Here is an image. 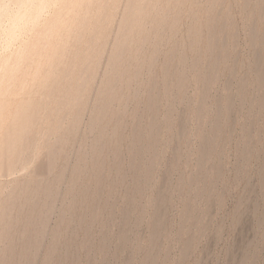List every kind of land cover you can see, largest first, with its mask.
I'll return each instance as SVG.
<instances>
[{"label":"rangeland","instance_id":"rangeland-1","mask_svg":"<svg viewBox=\"0 0 264 264\" xmlns=\"http://www.w3.org/2000/svg\"><path fill=\"white\" fill-rule=\"evenodd\" d=\"M263 7L0 0V264H264Z\"/></svg>","mask_w":264,"mask_h":264},{"label":"bare ground","instance_id":"bare-ground-1","mask_svg":"<svg viewBox=\"0 0 264 264\" xmlns=\"http://www.w3.org/2000/svg\"><path fill=\"white\" fill-rule=\"evenodd\" d=\"M19 1H21V0H19ZM130 1V0H129ZM264 1V0H263ZM28 2V1H27ZM48 2V1H47ZM71 2V1H70ZM88 2V1H87ZM23 3V2H22ZM22 3L20 4V5H22ZM69 3V2H68ZM89 3V2H88ZM34 5V4H33ZM45 5V4H44ZM31 6V5H30ZM42 6V5H41ZM93 7V6H92ZM130 7V6H129ZM264 8V7H263ZM27 9V8H26ZM41 10H42V8H41ZM41 10H39L40 11V13L43 11H41ZM73 10V9H72ZM128 10V9H127ZM76 11V10H75ZM254 11V10H253ZM22 12H24V11H22ZM133 12V11H132ZM16 13V12H15ZM31 13V12H30ZM35 13V12H34ZM38 13V12H37ZM37 13H36V15H37ZM18 14H20L19 12H18ZM39 14V13H38ZM42 14V13H41ZM86 14V13H85ZM93 14V13H92ZM13 15V14H12ZM57 15V14H56ZM252 15V14H251ZM250 15V16H251ZM18 16V15H17ZM16 15H15V18L17 17ZM29 16H30V14H29ZM19 17H21V16H19ZM27 17V16H26ZM38 17V16H37ZM59 17V16H58ZM72 17V16H71ZM129 17V16H128ZM23 18V17H22ZM17 20V19H16ZM67 20V19H66ZM24 21V20H23ZM62 21V20H61ZM88 21V20H87ZM13 22H15V21H13ZM57 22V21H56ZM68 22V21H67ZM129 22H130V20H129ZM17 23V22H16ZM52 24V23H51ZM54 24H56V23H54ZM76 24V23H75ZM13 25V24H12ZM21 25V24H20ZM11 26V25H10ZM51 27V26H50ZM64 27V26H63ZM68 27H69V25H68ZM83 27V26H82ZM121 27V26H120ZM94 28V27H93ZM252 28V27H251ZM11 29V28H10ZM14 29V28H13ZM69 29V28H68ZM46 30H48V29H46ZM63 30V29H62ZM13 31V30H12ZM14 31H15V29H14ZM65 31V30H64ZM94 31V30H93ZM98 31V30H97ZM61 32V31H60ZM67 32V31H66ZM54 33V32H53ZM50 34V33H49ZM80 35V34H79ZM43 36V35H42ZM45 36H46V34H45ZM60 36V35H59ZM125 36V35H124ZM264 37V36H263ZM94 38V37H93ZM101 39V38H100ZM103 39V38H102ZM43 40V39H42ZM126 40V39H125ZM34 41V40H33ZM71 41V40H70ZM55 42V41H54ZM53 42V43H54ZM29 43V42H28ZM38 43V42H37ZM27 45V44H26ZM112 45V44H111ZM28 46V45H27ZM33 46V45H32ZM68 46V45H67ZM91 46H93V45H91ZM104 46V45H103ZM34 47V46H33ZM84 47V46H83ZM86 47V46H85ZM120 47V46H119ZM214 48V47H213ZM24 49V48H23ZM51 49V48H50ZM55 49H56V47H55ZM22 50V49H21ZM39 50V49H38ZM63 50V49H62ZM213 50V49H212ZM30 51V50H29ZM41 51V50H40ZM64 51V50H63ZM122 51V50H121ZM38 52V51H37ZM53 52V51H52ZM62 52V51H61ZM66 52V51H65ZM17 53V52H16ZM40 53V52H39ZM45 53V52H44ZM79 53V52H78ZM42 54V53H41ZM95 54V53H94ZM21 55V54H20ZM37 55V54H36ZM35 55V56H36ZM62 55V54H61ZM60 55V56H61ZM49 56V55H48ZM46 57V56H45ZM28 58V57H27ZM49 58V57H48ZM61 58V57H60ZM63 58V57H62ZM17 59V58H16ZM21 59V58H20ZM24 59V58H23ZM23 59H21V60H23ZM31 60V59H30ZM39 60V59H38ZM8 61V60H7ZM24 61V60H23ZM4 62V61H3ZM31 62H33V61H31ZM16 63V62H15ZM37 63V62H36ZM47 63V62H46ZM96 63V62H95ZM259 63V62H258ZM27 64V63H26ZM67 64V63H66ZM97 64V63H96ZM5 65V64H4ZM31 65V64H30ZM34 65V64H33ZM51 65V64H50ZM40 66V65H39ZM78 66V65H77ZM33 67V66H32ZM38 67V66H37ZM19 68V67H18ZM36 68V67H35ZM33 69V68H32ZM17 70V69H16ZM165 70V69H164ZM35 72H37V71H35ZM173 72V71H172ZM10 73V72H9ZM18 73V72H17ZM29 73V72H28ZM33 73V72H32ZM48 73V72H47ZM56 73V72H55ZM82 73V72H81ZM3 74V73H2ZM35 74V73H34ZM50 74V73H49ZM11 75V74H10ZM51 75V74H50ZM81 75V74H80ZM35 77V76H34ZM43 77V76H42ZM33 78V77H32ZM47 78H48V76H47ZM52 78V77H51ZM163 78V77H162ZM53 82V81H52ZM50 84V83H49ZM23 85V84H22ZM41 85V84H40ZM180 85V84H179ZM22 88V87H21ZM82 89V88H81ZM35 91V90H34ZM6 92V91H5ZM9 92V91H8ZM39 92H40V90H39ZM13 93V92H12ZM107 93V92H106ZM16 94V93H15ZM18 94V93H17ZM28 94V93H27ZM30 94V93H29ZM8 96V95H7ZM11 96V95H10ZM200 97V96H199ZM169 105V104H168ZM150 107V106H149ZM21 111V110H20ZM92 111V110H91ZM19 116V115H18ZM118 117V116H117ZM17 121H18V119H17ZM19 123V122H18ZM17 123V124H18ZM116 123V122H115ZM15 125H16V123H14ZM14 125V126H15ZM19 125V124H18ZM16 127V126H15ZM18 127V126H17ZM104 129V128H103ZM14 130V129H13ZM12 130V131H13ZM100 132V131H99ZM9 133H11V131L9 132ZM14 133V132H13ZM13 133L11 134V135H13ZM15 135V134H14ZM9 136H10V134H9ZM17 136V135H16ZM16 138V137H15ZM12 138L11 137H9V140L10 141H12L11 140ZM10 144H12V143H10L9 142V146H10ZM100 149H101V147H100ZM4 151V150H3ZM203 157V156H202ZM205 159V158H204ZM151 171V170H150ZM48 193V192H47ZM28 264V263H27Z\"/></svg>","mask_w":264,"mask_h":264}]
</instances>
